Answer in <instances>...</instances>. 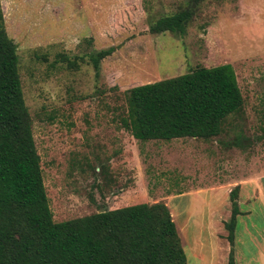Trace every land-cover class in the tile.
Listing matches in <instances>:
<instances>
[{"label": "rangeland", "instance_id": "1", "mask_svg": "<svg viewBox=\"0 0 264 264\" xmlns=\"http://www.w3.org/2000/svg\"><path fill=\"white\" fill-rule=\"evenodd\" d=\"M190 2L1 0L50 206L63 221L164 202L187 264H226L238 185L235 252L247 264L257 245L264 264V0H201L186 34L149 31ZM112 46L96 70L90 55ZM222 64L233 65L245 103L220 135L141 141L122 127L128 89Z\"/></svg>", "mask_w": 264, "mask_h": 264}, {"label": "trees", "instance_id": "2", "mask_svg": "<svg viewBox=\"0 0 264 264\" xmlns=\"http://www.w3.org/2000/svg\"><path fill=\"white\" fill-rule=\"evenodd\" d=\"M199 1L158 18L149 31L186 34ZM116 50L112 46L91 54L95 69ZM125 97L121 125L141 141L216 137L224 121L245 103L231 64L197 66L134 86ZM230 196L232 213L224 223L231 246L227 264H237L236 231L243 214L238 185ZM0 264H187L177 223L164 202L102 207L86 216L54 219L24 95L18 45L8 34L1 0Z\"/></svg>", "mask_w": 264, "mask_h": 264}, {"label": "crops", "instance_id": "3", "mask_svg": "<svg viewBox=\"0 0 264 264\" xmlns=\"http://www.w3.org/2000/svg\"><path fill=\"white\" fill-rule=\"evenodd\" d=\"M118 208V207H117ZM242 211V210H241ZM241 216H239V218H240ZM237 228H238V226H237ZM237 232V231H236ZM238 235H237V233H236V237H237ZM253 243L252 244H254L255 245V243H254V241H252ZM255 247H256V249H257V251L256 252H254V254L253 253H249V256L246 258L247 260H246V262H247V264H256V261H257V259H256V257H255V254H257V252H258V254H260L261 253V251H258V249H259V247L257 246V245H255ZM236 253V260H237V264H241V260H242V257H241V253L240 252H235ZM259 257H263L262 259L264 260V254H262L261 256H259ZM226 262V261H225ZM261 262H263V261H261ZM260 262V263H261ZM226 264H227V262H226ZM257 264H259V262H257Z\"/></svg>", "mask_w": 264, "mask_h": 264}, {"label": "water", "instance_id": "4", "mask_svg": "<svg viewBox=\"0 0 264 264\" xmlns=\"http://www.w3.org/2000/svg\"><path fill=\"white\" fill-rule=\"evenodd\" d=\"M103 210V209H102Z\"/></svg>", "mask_w": 264, "mask_h": 264}]
</instances>
